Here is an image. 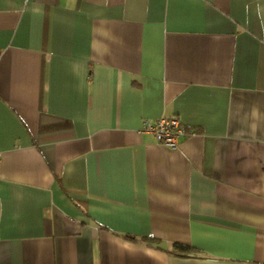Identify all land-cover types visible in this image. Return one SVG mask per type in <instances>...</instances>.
Listing matches in <instances>:
<instances>
[{
  "label": "crops",
  "instance_id": "1",
  "mask_svg": "<svg viewBox=\"0 0 264 264\" xmlns=\"http://www.w3.org/2000/svg\"><path fill=\"white\" fill-rule=\"evenodd\" d=\"M0 264H264V0H0Z\"/></svg>",
  "mask_w": 264,
  "mask_h": 264
},
{
  "label": "built area",
  "instance_id": "2",
  "mask_svg": "<svg viewBox=\"0 0 264 264\" xmlns=\"http://www.w3.org/2000/svg\"><path fill=\"white\" fill-rule=\"evenodd\" d=\"M143 131L153 135L156 142L171 150H175L180 137L189 134L177 117H159L153 122H146Z\"/></svg>",
  "mask_w": 264,
  "mask_h": 264
}]
</instances>
